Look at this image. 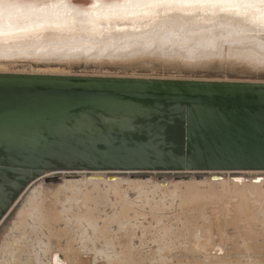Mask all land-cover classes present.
Returning <instances> with one entry per match:
<instances>
[{
	"label": "rangeland",
	"instance_id": "1",
	"mask_svg": "<svg viewBox=\"0 0 264 264\" xmlns=\"http://www.w3.org/2000/svg\"><path fill=\"white\" fill-rule=\"evenodd\" d=\"M221 40L206 52L121 43L116 50L100 45L1 55L0 73L264 83V76L251 68L264 51L249 42ZM116 172L53 171L30 184L16 201L21 204L17 223L7 222L14 208L0 221V264H48L53 253L62 264H264V173ZM115 181L135 203L123 217L125 225L119 217L124 204L109 191ZM136 186H144L139 194ZM199 187L215 190L218 198L182 202L184 196L195 197ZM243 188L248 203L240 214L242 199L234 191ZM38 202L43 215L35 214L31 226L27 215ZM88 223L101 232L94 234Z\"/></svg>",
	"mask_w": 264,
	"mask_h": 264
},
{
	"label": "water",
	"instance_id": "2",
	"mask_svg": "<svg viewBox=\"0 0 264 264\" xmlns=\"http://www.w3.org/2000/svg\"><path fill=\"white\" fill-rule=\"evenodd\" d=\"M94 3L97 0H69L65 7L84 15ZM97 8L102 11L104 7ZM33 11L38 10L19 12ZM6 14L0 16V27L10 20ZM99 94L128 106L131 122L112 129V142L70 149L60 123L66 106L74 107ZM169 98L185 106H204L207 123L199 135H193L191 147L180 118L169 125L167 142L159 144L150 134L159 117L136 111L150 112L157 102ZM54 101H64L66 106ZM262 111L264 83L260 82L0 73V169L20 172L24 179L25 166H30L27 176L41 172L36 180L53 171H264L259 149ZM215 113L223 120L216 121ZM248 117L257 121L254 128H249ZM117 142L125 147H114ZM243 145L252 146L250 154L243 153ZM45 158L48 171L42 172L35 163Z\"/></svg>",
	"mask_w": 264,
	"mask_h": 264
},
{
	"label": "bare ground",
	"instance_id": "3",
	"mask_svg": "<svg viewBox=\"0 0 264 264\" xmlns=\"http://www.w3.org/2000/svg\"><path fill=\"white\" fill-rule=\"evenodd\" d=\"M98 10H99L98 8L97 9L88 8L87 9L88 14L78 15V14L71 12L68 7L63 6V7L47 9L44 11L27 12L26 14L24 12H19L17 14H14L10 18V20L7 21L6 27H0V56L1 55H16V54L24 53V52L25 53H37L41 50L55 51L57 49L78 48L81 46H87V49H88V47L90 48V46L96 47L100 45H101V49L116 50L117 47L121 46V45L120 46H117V45L121 43H124V44L127 43L126 47H129V48H131L132 45L135 46L136 44L139 46H141L140 44H142V46L144 45L146 47L156 44V45H159L160 49L171 48L173 46H179L182 49L187 50V52H195V51L206 52V51H213L217 47V43H219L221 39L222 40L225 39L229 43H237L240 45L249 42L253 44L255 47H258L259 49L264 51V16L261 15L259 5H255V6L247 7V8H240L238 10L223 11V12L218 8H213L210 6L180 5V4L164 5L158 8L154 7L151 9H128V10L112 9V10H109L104 7L102 11H98ZM6 16L7 18H9L8 14H6ZM104 45H106V47H103ZM98 51L100 52V50ZM101 52L103 51L101 50ZM51 53L57 54L58 52H51ZM68 54L71 55V54H77V53L71 52ZM175 172H185V171H175ZM225 172H228V173L242 172L246 174L264 173V171H218V172H210V173L222 174ZM116 173L120 174L119 171ZM124 173L141 175V174H145V173L147 174L150 172L124 171ZM187 173H205V172L187 171ZM75 174H86V172H79ZM95 174H106V172H98ZM142 180H146V177H143ZM115 182L116 183H113L112 185H109L110 183L108 182L109 191L111 193V196L114 195L115 198L117 197L119 198L116 200V202L122 201L124 204L123 207L121 206L122 210H121L119 217L122 219L121 224L125 225V223L123 222V217H126L127 219L128 213L132 211L133 209L130 207L134 206L135 203L129 199V196L127 193L121 194L118 184L121 183L120 185H122L123 183L120 182L117 184V181ZM221 184H223V187H225L224 186L225 183H221ZM143 187L144 186L142 187L136 186L134 189L139 194V192L143 190ZM246 191H247L246 188L238 189L234 191V193L238 194V197H241L242 199L241 205L240 203L237 204V205H240V207L237 208L238 209L237 212L240 214L244 212L245 202L248 203V199L246 200V194H245ZM194 194H196L195 197L184 196L182 202L183 203H188V202L197 203L198 201L200 202L201 201L203 202L204 200L210 201V200H214L218 198L217 192L211 188L202 190L199 187L198 191ZM141 196H142V193L141 195H139V199L142 198ZM75 200H76V197L74 201ZM87 201L89 202V200ZM87 201L86 202L83 201L85 202V205ZM68 202H69V199L63 201V207L66 209L69 206L67 205ZM89 207L87 209H89ZM89 211H88V214H89ZM247 211H248V208H247ZM91 214H92V211H91ZM39 215H43V214H39ZM35 216L36 215L34 214L33 211H31L27 215V218L29 219V221L31 220V222L29 223L31 226H34L35 224L34 223ZM23 219L24 218H22V220ZM90 219H92V217ZM94 222L96 224L95 220ZM23 224L20 223L18 225L19 228L20 226L23 227ZM89 226H90V229L94 232V234H95V230L96 232L100 231L97 228V226L94 224L92 225L94 227H92L91 225ZM18 242L19 241H17V243ZM244 251L246 253V250ZM48 264H62V263H60L57 256L53 253V255H51L49 259Z\"/></svg>",
	"mask_w": 264,
	"mask_h": 264
},
{
	"label": "snow or ice",
	"instance_id": "4",
	"mask_svg": "<svg viewBox=\"0 0 264 264\" xmlns=\"http://www.w3.org/2000/svg\"><path fill=\"white\" fill-rule=\"evenodd\" d=\"M67 3H69V0H0V16L7 13L9 18H11L12 15L21 10L44 11L50 8L63 7ZM177 4L210 6L220 9L222 12L259 5L261 15L264 16V0H103V4L100 3V0H97V3L92 4V7L103 6L109 10H128L151 9ZM251 68L253 71L259 72L261 76H264V54L260 56L258 61L253 62ZM54 103L66 106L64 101H54ZM130 111L131 109L128 106L119 104L105 94H99L95 98L77 104L74 107L66 106V111L62 115L60 123L67 134L69 148L78 149L93 142H112V129L117 126H127L131 122ZM136 111L142 112L145 116L159 117V123L150 133L152 139L159 144L167 142L169 125L173 124L177 118H180L185 123L184 137L189 142L190 147L193 135H199L207 123L203 119V105L189 104L185 106L182 101L178 102L172 98L160 100L151 108L150 112ZM214 119L222 121L223 116L220 113H215ZM256 123L257 121L254 118L248 117L249 128H254ZM259 127L260 157L264 161V111L261 114ZM154 146L152 144L149 145V147ZM114 147L123 149L125 145L117 142ZM241 150L245 155H248L252 151V146L243 145ZM48 164L49 161L46 158L40 159L35 163V167L40 168L42 172H46L48 171L46 167ZM261 167L264 168V163L261 164ZM30 170H32L30 166H25V178L21 179L20 172H6L4 169H0V220L4 219L5 213L10 208H14L15 211L7 222L17 223L21 204L18 202L14 203L16 197L23 191L25 186L30 183L36 185V176L41 175V172H36L35 175L27 176L26 174ZM17 183L21 184L19 189L15 188ZM262 206H264V200H262ZM33 212L34 214L42 212L40 203L34 205Z\"/></svg>",
	"mask_w": 264,
	"mask_h": 264
}]
</instances>
